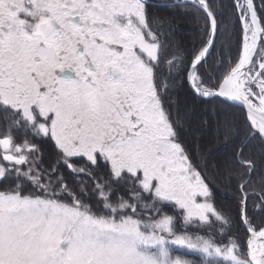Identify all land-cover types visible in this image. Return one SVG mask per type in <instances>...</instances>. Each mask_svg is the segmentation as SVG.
Returning <instances> with one entry per match:
<instances>
[{
    "label": "snow or ice",
    "instance_id": "6c2138e0",
    "mask_svg": "<svg viewBox=\"0 0 264 264\" xmlns=\"http://www.w3.org/2000/svg\"><path fill=\"white\" fill-rule=\"evenodd\" d=\"M191 3L206 39L169 58L148 0H0V264H264L245 190V149L264 146V0H233L236 23L223 28L239 25L236 59L225 61L228 36L212 61L227 63L218 77L207 65L223 14ZM180 72L197 97L246 109L242 123L223 125L236 144L225 163L240 168L246 251L217 239L230 221L181 139L178 107L173 118ZM251 194L264 208V187Z\"/></svg>",
    "mask_w": 264,
    "mask_h": 264
},
{
    "label": "trees",
    "instance_id": "16d2710c",
    "mask_svg": "<svg viewBox=\"0 0 264 264\" xmlns=\"http://www.w3.org/2000/svg\"><path fill=\"white\" fill-rule=\"evenodd\" d=\"M209 3L214 12L223 14L218 16L221 32L215 48L208 57L207 65L210 73L218 77L226 70L227 63L221 68L219 63L213 66L212 61L219 58L220 45L228 36H231L232 39L229 44L225 45V61L229 54L233 60L236 59L239 25H237L236 33H233L231 25H229L227 33L223 28L229 17L232 18L233 23H236L233 0H209ZM178 4L179 6H177ZM147 11L154 30L158 27L159 31L165 34L161 38L169 45V58L172 54L186 55L190 53L200 47L201 41L206 39L205 16L192 7L190 0H151V3H148ZM157 18L163 23L157 25ZM187 63L188 61H185V64ZM160 71L162 74L166 73V65H161ZM185 76L184 72H180L174 77L176 87L172 92L174 102L171 105L173 118L176 116L178 107L181 117L179 128L181 139L188 150L198 158V163L209 183L212 202L216 209L230 221V227L226 229L227 235L222 240L219 236L217 239L221 243H227L228 237H232L241 245L242 250L246 251L251 233L248 231L249 225L244 223L240 210L241 193L238 190L240 178L237 175L240 168L238 165L227 167L225 163V158L232 154L236 144L226 143L223 135L224 122L227 120L233 123H242L246 109L239 106L220 105L219 100L214 97H197L192 92ZM33 142L41 143L39 140ZM41 151L44 165L47 166L54 156L51 146L44 143ZM245 155L254 161V171L246 177L250 180L248 188L245 189L249 192L247 218L250 225L259 230L264 227V208L260 207L259 196L251 193L253 191L259 193L264 187V146H261L257 141H251L245 149ZM63 173L68 183L71 184V175L66 168L63 169Z\"/></svg>",
    "mask_w": 264,
    "mask_h": 264
},
{
    "label": "water",
    "instance_id": "95a60500",
    "mask_svg": "<svg viewBox=\"0 0 264 264\" xmlns=\"http://www.w3.org/2000/svg\"><path fill=\"white\" fill-rule=\"evenodd\" d=\"M191 1V0H190ZM148 3H151L150 1H148ZM237 106H239V105H237ZM239 107H242V106H239ZM243 108V107H242ZM245 109V108H244Z\"/></svg>",
    "mask_w": 264,
    "mask_h": 264
},
{
    "label": "rangeland",
    "instance_id": "374dc122",
    "mask_svg": "<svg viewBox=\"0 0 264 264\" xmlns=\"http://www.w3.org/2000/svg\"><path fill=\"white\" fill-rule=\"evenodd\" d=\"M37 144H41V143H37ZM264 228V227H263ZM251 235V234H250ZM250 238V237H249ZM189 258H194V257H189Z\"/></svg>",
    "mask_w": 264,
    "mask_h": 264
},
{
    "label": "flooded vegetation",
    "instance_id": "af4514ba",
    "mask_svg": "<svg viewBox=\"0 0 264 264\" xmlns=\"http://www.w3.org/2000/svg\"><path fill=\"white\" fill-rule=\"evenodd\" d=\"M148 1H150V2H151V0H148Z\"/></svg>",
    "mask_w": 264,
    "mask_h": 264
}]
</instances>
